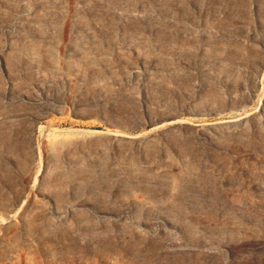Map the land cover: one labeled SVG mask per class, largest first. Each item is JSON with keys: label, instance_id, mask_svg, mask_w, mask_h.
Listing matches in <instances>:
<instances>
[{"label": "rangeland", "instance_id": "rangeland-1", "mask_svg": "<svg viewBox=\"0 0 264 264\" xmlns=\"http://www.w3.org/2000/svg\"><path fill=\"white\" fill-rule=\"evenodd\" d=\"M0 264H264V0H0Z\"/></svg>", "mask_w": 264, "mask_h": 264}]
</instances>
